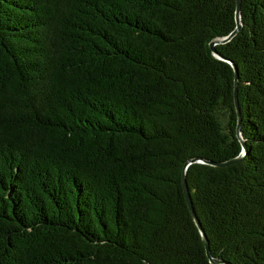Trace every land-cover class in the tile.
<instances>
[{
    "label": "trees",
    "instance_id": "16d2710c",
    "mask_svg": "<svg viewBox=\"0 0 264 264\" xmlns=\"http://www.w3.org/2000/svg\"><path fill=\"white\" fill-rule=\"evenodd\" d=\"M235 2L0 0V264H224L182 172L241 151ZM240 19L246 153L186 184L212 257L264 264V0Z\"/></svg>",
    "mask_w": 264,
    "mask_h": 264
},
{
    "label": "water",
    "instance_id": "95a60500",
    "mask_svg": "<svg viewBox=\"0 0 264 264\" xmlns=\"http://www.w3.org/2000/svg\"><path fill=\"white\" fill-rule=\"evenodd\" d=\"M240 1L241 0H236V2H235V26H234V28L227 35H224V36H221V37H216V38L212 39L209 42V46H210L213 54H215L216 56H218L220 58H223V59L227 60L228 62H230L231 65L233 66V69H234V105H235V110H236V114H237V118H238L237 126H236V135H237L238 140H239L240 145H241V151H240V153L237 156H235L233 158H230V159L224 160V161H218V162L205 161V160H203L201 158H193V159H191V160H189L188 162L185 163L184 168H183V172H182V186H183V192H184V195H185V200H186L187 206L189 208V211H190V213L192 215V218H193V220H194V222H195V224H196V226H197V228H198V230H199V232L201 234V238H202V241H203V244H204V247H205L206 255L209 258V261L211 263L229 264V263H226V262H224L222 260H219V259H216V258L212 257V255L210 253L209 243H208L207 237H206V235L204 233V230L202 229V226H201V224H200V222H199V220H198V218H197V216L195 214L194 208L192 206L190 193H189V190H188V187H187V184H186V168H187V166L190 163H194V162L209 163V164H212V165H215V166H226V165L235 163L237 161H240L243 158V156L245 155V153H246V145H245V142H244L243 138L241 137V133H240L241 116H240V110H239L238 101H237V84H238L237 67L231 60L221 56L215 49V44L224 43V42L228 41L229 39H231L233 37V35L241 27Z\"/></svg>",
    "mask_w": 264,
    "mask_h": 264
}]
</instances>
